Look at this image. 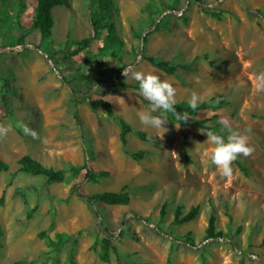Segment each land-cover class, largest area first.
<instances>
[{"label": "rangeland", "instance_id": "1", "mask_svg": "<svg viewBox=\"0 0 264 264\" xmlns=\"http://www.w3.org/2000/svg\"><path fill=\"white\" fill-rule=\"evenodd\" d=\"M98 1L64 0L54 7L48 39L29 31L35 0L0 3V75L8 80L5 90L0 84V95L5 93L9 107L0 98V124L12 125L0 139V155L8 164L0 172V264H69L70 242L58 252L48 246L46 236L53 238L56 231L76 237L75 264H264V90H257L256 79L264 73V0H162L160 5L108 0L104 12ZM98 16L100 28L94 30L91 20ZM108 23L120 40L112 48L103 47ZM22 34L29 45L24 48L14 44ZM136 34L146 35V41ZM86 37H93L88 47L63 59L74 41ZM35 45L52 51L56 64ZM149 55L172 64L192 61L191 69L166 74L142 57ZM126 68L172 82L177 102L188 104L193 92L202 101L219 95L213 108L187 116L218 132L222 117L234 130L251 128L255 151L234 162L230 178L221 176L207 155L212 146L206 131L159 111L152 114L167 117L166 129L140 122L139 114L151 105L140 101L138 83L124 76ZM98 98L108 100L131 127L127 148L143 149L141 159L122 150L120 125L92 103ZM17 121L40 139L24 135ZM24 154L44 166L85 165L108 175L91 181L84 179L85 169L77 175L67 170L63 181L46 183L42 176L17 171L16 160ZM75 183L85 195L125 186L130 200L89 203L70 194ZM193 207L196 217L172 222L176 208L186 213ZM210 215L228 237L204 238ZM187 232L194 245L181 238ZM103 236H111L117 252L111 249L106 262L98 256Z\"/></svg>", "mask_w": 264, "mask_h": 264}, {"label": "trees", "instance_id": "2", "mask_svg": "<svg viewBox=\"0 0 264 264\" xmlns=\"http://www.w3.org/2000/svg\"><path fill=\"white\" fill-rule=\"evenodd\" d=\"M11 0H0V3L8 5ZM22 0H15L16 4H21ZM200 2L201 0H195ZM14 2V0H13ZM12 2V3H13ZM64 3V0H35V7H34V13L31 18V25L29 27V31H37L39 33V36L41 39H48L51 36L52 33V26H53V16H52V9L56 6H60ZM107 3L108 0H99L98 6L101 8V10L106 11L107 10ZM162 3V0H157V5H160ZM200 4V3H199ZM9 8V7H8ZM157 13H159V10H156ZM101 13V12H100ZM212 15L219 16L218 13H212ZM91 23L93 25L94 30H98L100 28V19L99 16L95 19L91 20ZM24 35L18 36L14 44L22 45ZM137 39L141 40L143 43L146 41V35L136 34ZM93 37H86L82 38L80 40L74 41L75 47L64 56L63 59H67L71 56H74L81 52L84 48L88 47L90 45L91 40ZM116 43H120V40L118 36L116 35V32L114 30V26L111 23H108L106 26V34L103 38V47H113L116 45ZM38 49L42 50L44 53L47 54V56L50 58V60L56 64V60L53 57V52L46 49L41 48L40 46L35 45ZM146 61H148L153 67L161 70L162 72L166 74H174L177 69H183V70H190L192 61L189 63H177L172 64L167 60H163L159 57L155 56H142ZM80 78L90 81V78L82 74L80 75ZM0 84L1 89L8 88V80L3 78L0 75ZM134 87L138 88V84L134 85ZM72 91L76 93L74 88L72 87ZM1 103L5 107L7 111H9V107L6 104V95L4 92H1L0 95ZM140 101L144 104L150 103L148 100H146L143 97H139ZM220 100L219 95L211 96L208 99L203 100L199 107L193 111L188 104H185L183 102H177V105L174 107L177 109L178 112L187 113L190 115H194L198 110L207 109V108H213L215 106V102ZM93 104L99 105L106 113L108 117L113 118L116 120V122L120 125V132H119V140L122 146V150L129 154L134 160H139L143 157L145 151L143 149L137 150L135 152H130L127 148V137L126 135L132 131L131 127L122 119L121 117L114 114L110 102L106 99L98 98L94 101H92ZM167 117L171 120H176L171 113H167ZM74 118L78 120L77 114L74 112ZM187 121H181V122H189L191 124H194L199 129L204 131H217L216 127L206 125L203 121L195 120L191 117H188ZM137 136L139 138L144 139L145 135L141 131L136 132ZM16 163L18 165L17 171L18 172H25L27 174L33 175V176H42L46 183H54L63 181L65 179V175L67 170H70L73 175H77L82 169H85L84 173V179H89L91 181H97L101 177H105L108 175V171L106 170H95L92 167H87L85 165L83 166H69V168L66 170L64 168H53L50 166H44L39 161L34 159L28 154H24L20 156ZM238 166L243 172H247V168L245 166H242V164L237 161ZM8 170V164L2 159L0 155V172L7 171ZM79 183H75L72 185L70 194L75 195L77 198L82 199L86 202L92 203L94 201H99L102 203H106L109 205H126L130 200V195L128 191L125 189V186L120 191H101V192H95L93 194L85 195L81 193L78 190ZM3 195H0V204H2ZM160 215L164 214L163 206H161L159 210ZM198 214L197 207H193L189 209L186 213H181L180 208H176L173 213V223H182L185 221H189L196 217ZM231 221V217L228 216V222H227V229H230L229 222ZM205 236L204 238H221V237H228V234L226 232H223L221 230H217L215 227V218L213 215H210L208 217L207 225L204 230ZM41 236L43 233L40 234ZM181 238L184 239L186 243H189L191 245H194V240L190 237V234L187 232L186 235L181 236ZM48 246L50 250H53L55 252H58L60 248L67 242L71 243L70 248V255H69V264H75V260L73 257V251H74V245L76 244V237L70 234H67L66 232H59L56 231L53 234V238H50L46 236ZM111 236H103L101 238L100 242V251L98 253L99 258L102 261H108L109 260V253L112 249L116 254L115 248L111 244ZM55 261H57V258H55ZM25 262L23 260L14 261L9 264H24Z\"/></svg>", "mask_w": 264, "mask_h": 264}, {"label": "clouds", "instance_id": "3", "mask_svg": "<svg viewBox=\"0 0 264 264\" xmlns=\"http://www.w3.org/2000/svg\"><path fill=\"white\" fill-rule=\"evenodd\" d=\"M124 76L127 78L131 75L139 86V94L150 102V111L141 112L139 114L140 122L154 129L164 128L168 119L166 116L153 115L152 113L163 112L171 113L177 121H187V113L178 112L174 107L177 105L176 88L173 83L153 72H145L135 70L134 68L124 69ZM257 90H264V73L257 76ZM202 97L193 92L188 99V106L195 111ZM218 124L221 125L219 132L206 131L207 142L212 146L211 151L207 153L210 162L216 166L221 176L230 178L233 175V164L239 157L248 158L255 151L250 143L251 128L244 130H234L232 123L228 117H222ZM15 127L19 128L24 135L30 136L33 140L40 139L38 132L30 128L23 121H17ZM12 130V125L0 124V139L6 138L9 131Z\"/></svg>", "mask_w": 264, "mask_h": 264}, {"label": "water", "instance_id": "4", "mask_svg": "<svg viewBox=\"0 0 264 264\" xmlns=\"http://www.w3.org/2000/svg\"><path fill=\"white\" fill-rule=\"evenodd\" d=\"M26 46H29L28 44H22L21 47L24 48ZM33 48H37L36 46H32ZM142 51V50H141ZM42 53H44L43 51H41ZM47 58L50 60V58L47 56ZM56 70V69H55Z\"/></svg>", "mask_w": 264, "mask_h": 264}, {"label": "bare ground", "instance_id": "5", "mask_svg": "<svg viewBox=\"0 0 264 264\" xmlns=\"http://www.w3.org/2000/svg\"><path fill=\"white\" fill-rule=\"evenodd\" d=\"M55 21H56V20H55ZM56 25H57V23H56ZM56 25H55V26H56Z\"/></svg>", "mask_w": 264, "mask_h": 264}]
</instances>
